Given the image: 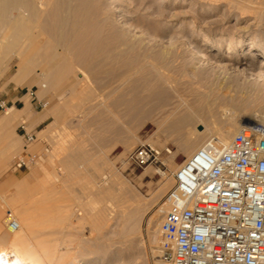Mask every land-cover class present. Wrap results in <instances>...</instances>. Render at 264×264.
Wrapping results in <instances>:
<instances>
[{
    "label": "rangeland",
    "instance_id": "rangeland-1",
    "mask_svg": "<svg viewBox=\"0 0 264 264\" xmlns=\"http://www.w3.org/2000/svg\"><path fill=\"white\" fill-rule=\"evenodd\" d=\"M161 1L118 0L116 11L111 0H90L88 11H63L66 35L60 45L72 69L47 88L40 86V67L16 81L15 50L0 55V99L21 109L0 110V116L15 118L5 141L0 134L2 223L5 228L11 211L19 223L11 235L27 238L48 264H165L160 228L174 175L213 128L212 120L188 116L214 113V106L192 92L189 74L228 62L230 42L264 36L262 0L248 3L242 13L235 4L239 0H164L160 6ZM47 4L37 6L45 9L38 14L54 17ZM53 22L51 29L57 26ZM33 24L31 34L51 39L49 30ZM5 31L0 27V49ZM190 40L211 60L197 63ZM217 42L221 47L214 46ZM28 88L48 105L36 109ZM234 118L221 125L223 132L231 124L239 126L237 132L248 120L264 127L250 113ZM23 121L36 136L29 151L40 158L15 169V157L24 152ZM200 126L208 130L199 134ZM188 135L192 140L183 144ZM142 144L162 150L160 159L143 167L133 164L130 153ZM132 202L138 217H119ZM123 226L125 233L117 234Z\"/></svg>",
    "mask_w": 264,
    "mask_h": 264
},
{
    "label": "built area",
    "instance_id": "built-area-1",
    "mask_svg": "<svg viewBox=\"0 0 264 264\" xmlns=\"http://www.w3.org/2000/svg\"><path fill=\"white\" fill-rule=\"evenodd\" d=\"M36 109L47 101L27 89ZM0 99V110L8 108ZM19 128L24 152L15 169L29 166L40 156L29 151L36 136L26 121ZM170 152L169 148L165 149ZM163 151L142 144L130 153L138 167L157 162ZM168 193V207L160 228V258L165 264H264V127L243 125L222 148L209 142L176 171ZM8 225L19 224L11 211Z\"/></svg>",
    "mask_w": 264,
    "mask_h": 264
},
{
    "label": "bare ground",
    "instance_id": "bare-ground-1",
    "mask_svg": "<svg viewBox=\"0 0 264 264\" xmlns=\"http://www.w3.org/2000/svg\"><path fill=\"white\" fill-rule=\"evenodd\" d=\"M117 1L111 0L115 10L119 11L120 9L117 6ZM163 1L160 2V6L163 5L161 4ZM251 2H253V0H239V2L237 1L235 4H238L237 8H239V11L242 13L243 10L249 9L248 3ZM90 3H92L90 0H53L52 2H48V4L42 0H40L39 4H37L35 0H0V27L6 29L4 39L2 40L4 41V45H2L0 49V55L15 50V55L19 59L16 73L13 75L15 80L23 79L29 74L30 70H32V67L38 66L40 68H37V74L42 78L40 86L42 88H47L54 83V81L56 82L61 76L65 75L66 72L71 71V62L68 56L62 51L63 48H61L60 45L63 43L62 39L65 37L64 35H66L62 28L67 21V18L62 13L68 9L77 10L82 13L83 10H86V7L89 5L90 7L92 6ZM261 3H264V0H262ZM44 4L50 5V7L53 8L51 13L56 11L54 17L49 14L46 16V13L45 16L38 14L37 11H40V7L37 8V6H45ZM12 10H17V13L19 10H22V12L20 14L18 13L19 15L17 16L12 15L14 16L12 17L9 14ZM44 10L45 9H43V11ZM43 11H40V13H43ZM86 11H88V8ZM48 13H50V11ZM34 20L37 21L38 28L40 26L41 29L49 30V35L51 34L54 38L50 36L51 39L41 40L44 37L38 38L40 34L38 33L39 35L36 36V30L33 31L35 34H31L30 31L34 26ZM55 21L57 26L53 24L55 28L51 29V24L52 22L55 23ZM37 31H39V29H37ZM44 34L41 33V35ZM47 37L49 36L47 35ZM242 41V39H239L236 43H233V41L230 42L228 48L230 53L228 62L217 63V68L212 69V71L198 69L189 74L188 82L192 86H195L192 90L195 96H197L201 102H205L209 105L210 109L211 106H214L212 107L214 113L211 116H203L195 113L188 114L190 118H200L203 121L212 120L211 123L213 122V128H210L211 130L208 132V138L198 146L195 152L203 149L209 142L215 143L219 148L227 146L233 137L232 135L236 133L237 127H239L231 124L230 127L223 132L221 125L228 119H235L234 117L236 116H238L239 119H243L244 115L250 113L258 120H261V122H264V111L262 110L263 108L260 107L263 101L262 92H264V36L255 35L252 36L250 41L245 43H242ZM59 45L60 47H58ZM188 45L195 49L197 63L202 62V60H211V55L209 56L200 46L194 45L191 40ZM214 46L219 48L221 47V43L217 42ZM238 46L242 48L241 52L239 51V54H235ZM59 48L63 53L58 50ZM215 56L216 55H213L212 58H218V56ZM51 60H57V62L48 66ZM256 67H258V69H256ZM10 109L16 110L14 106ZM250 122L252 121L248 120L243 125L249 124ZM243 125H240V128ZM206 129L208 130V128L200 126L197 131L199 134H202ZM191 140L192 137L188 135L183 144L187 145ZM157 172H159V170H157ZM106 175L101 176L105 178L107 177ZM133 203L134 202L131 203V207L128 209L127 213L125 210H122L120 213L121 216L119 217L130 220L136 219L138 217V207ZM165 203H167V201ZM133 205H135V207ZM124 228L125 226L121 227L117 231V234L125 233ZM8 229L9 231H14L9 225ZM31 248L27 238L17 234L10 235L8 243L0 244V264L49 263Z\"/></svg>",
    "mask_w": 264,
    "mask_h": 264
},
{
    "label": "crops",
    "instance_id": "crops-1",
    "mask_svg": "<svg viewBox=\"0 0 264 264\" xmlns=\"http://www.w3.org/2000/svg\"><path fill=\"white\" fill-rule=\"evenodd\" d=\"M20 110L21 109H16V111L13 114H15L16 112H18ZM5 116L4 117L0 116V134H1V139L3 141H5V139L7 138L9 129L12 128L13 121L15 119L11 115H10L11 117H9V116L5 117ZM40 124H41V122H40ZM13 130H14V128H13ZM4 155H5V151H0V156H3V158H4ZM36 222H37V219H36ZM7 231H9V229H8V221H7L6 226L4 228L3 223H2V213L0 211V244H5V243L9 242L11 232L9 231L10 234H8Z\"/></svg>",
    "mask_w": 264,
    "mask_h": 264
}]
</instances>
